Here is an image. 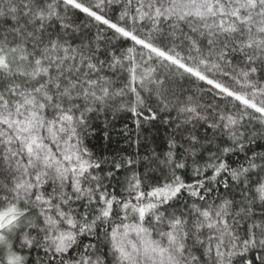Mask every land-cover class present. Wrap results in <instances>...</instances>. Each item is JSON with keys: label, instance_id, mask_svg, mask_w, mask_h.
<instances>
[{"label": "snow or ice", "instance_id": "1", "mask_svg": "<svg viewBox=\"0 0 264 264\" xmlns=\"http://www.w3.org/2000/svg\"><path fill=\"white\" fill-rule=\"evenodd\" d=\"M0 264H264V0H0Z\"/></svg>", "mask_w": 264, "mask_h": 264}, {"label": "trees", "instance_id": "2", "mask_svg": "<svg viewBox=\"0 0 264 264\" xmlns=\"http://www.w3.org/2000/svg\"><path fill=\"white\" fill-rule=\"evenodd\" d=\"M124 123H128L130 128H134V125L131 123L130 118H127V117L122 118L120 121H118L116 127L118 129H122ZM145 135H150L151 137L154 138V143L150 145L151 147L158 148L159 146H162L163 139H164V129L162 127L159 129V131H157L156 128H153L150 133L146 132ZM97 143H98V146L101 148L105 146V142L102 138L99 141H97ZM110 147L112 149L118 150V149L127 147V145L125 141L120 136L116 135V133L114 132L113 133V143L110 145ZM131 150H134V149H131Z\"/></svg>", "mask_w": 264, "mask_h": 264}]
</instances>
